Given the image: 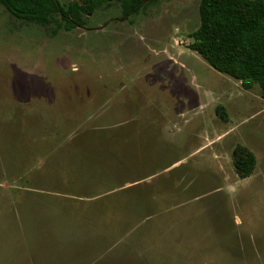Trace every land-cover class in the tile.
Masks as SVG:
<instances>
[{"label": "rangeland", "instance_id": "374dc122", "mask_svg": "<svg viewBox=\"0 0 264 264\" xmlns=\"http://www.w3.org/2000/svg\"><path fill=\"white\" fill-rule=\"evenodd\" d=\"M199 3L56 33L0 4V264H264V97L190 48Z\"/></svg>", "mask_w": 264, "mask_h": 264}, {"label": "trees", "instance_id": "16d2710c", "mask_svg": "<svg viewBox=\"0 0 264 264\" xmlns=\"http://www.w3.org/2000/svg\"><path fill=\"white\" fill-rule=\"evenodd\" d=\"M117 1L121 17L137 13L146 3L155 0H0L8 13L25 23L72 30L84 27L87 16L103 2ZM200 22L190 33V48L200 54L214 69L241 82L245 89L255 84L264 97V0H200ZM218 115L227 120L223 105ZM233 165L239 178L251 176L256 156L239 144L233 150Z\"/></svg>", "mask_w": 264, "mask_h": 264}, {"label": "flooded vegetation", "instance_id": "af4514ba", "mask_svg": "<svg viewBox=\"0 0 264 264\" xmlns=\"http://www.w3.org/2000/svg\"><path fill=\"white\" fill-rule=\"evenodd\" d=\"M79 1V0H78ZM88 17V16H87ZM88 20V19H87ZM87 20H85V21H87ZM86 25H87V22H86ZM86 25L84 26V27H86ZM78 27H82V26H78Z\"/></svg>", "mask_w": 264, "mask_h": 264}, {"label": "crops", "instance_id": "0c3cea01", "mask_svg": "<svg viewBox=\"0 0 264 264\" xmlns=\"http://www.w3.org/2000/svg\"><path fill=\"white\" fill-rule=\"evenodd\" d=\"M104 28V25L102 27H100V29H103Z\"/></svg>", "mask_w": 264, "mask_h": 264}]
</instances>
